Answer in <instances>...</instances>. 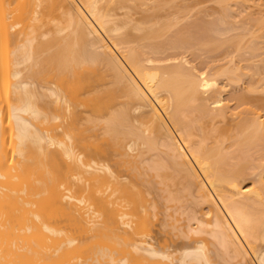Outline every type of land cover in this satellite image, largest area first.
Wrapping results in <instances>:
<instances>
[{"label":"bare ground","instance_id":"6f19581e","mask_svg":"<svg viewBox=\"0 0 264 264\" xmlns=\"http://www.w3.org/2000/svg\"><path fill=\"white\" fill-rule=\"evenodd\" d=\"M199 1L0 0V264H264V1Z\"/></svg>","mask_w":264,"mask_h":264},{"label":"rangeland","instance_id":"374dc122","mask_svg":"<svg viewBox=\"0 0 264 264\" xmlns=\"http://www.w3.org/2000/svg\"><path fill=\"white\" fill-rule=\"evenodd\" d=\"M197 1V0H196ZM199 1V0H198ZM264 1V0H263ZM199 2H201V0L199 1ZM204 2V1H203ZM202 3V2H201ZM203 5H207V7L209 6L210 8L211 7H213V8H215V7H217V4L214 2V1H212V0H210V1H207L206 0V2L203 4ZM201 6H202V4H201ZM192 56V57H191ZM193 56L194 55H189V58L191 59L192 58V60L191 61H193V59H196L195 57L193 58ZM215 56V59H217V60H219L220 59V56L219 57H217L216 56V54L214 55ZM202 58H204V56L202 57ZM201 58V59H202ZM219 58V59H218ZM222 58V57H221ZM207 61L209 60V58L207 59V58H205ZM205 59L203 60L204 62H205ZM213 59V58H212ZM196 61H197V59H196ZM213 62H214V59L212 60ZM198 62L200 63V61H199V59H198ZM211 62V59L209 60V62L208 63H210ZM212 62V63H213ZM192 63H194V64H196L197 62H195V60H194V62H192ZM206 63V62H205ZM212 63H210V65L212 64ZM197 65H198V63H197ZM200 65V64H199ZM198 65V66H199ZM201 65H202V63H201ZM206 64H204V66H205ZM201 67V66H200ZM244 84L243 83H241V86H243ZM230 89H233L232 88V86L230 87ZM263 95V94H262ZM233 103V102H232ZM262 112V111H261ZM225 122H222L221 124H224ZM147 164H144V166H146ZM145 169V168H144ZM121 170L123 171V172H128V168L126 167V166H123V167H121ZM148 173H149V175H147V177L148 178H151V176H152V172L151 171H148ZM155 180H159L158 178H155ZM147 184V183H146ZM155 184V183H154ZM148 186L150 185V184H147ZM155 187L157 186V188H158V190H154V191H152L153 193L152 194H148V199L150 200V201H154V200H160L159 201V204L160 203H162V207L159 205V207H161V208H156V212H158L157 213V215L153 218V222H155L154 223V226H153V232H152V234L155 236V237H159L158 239L159 240H161L162 242H164V241H166L167 240V238H168V240L167 241H173V242H176L177 241V243H180V242H183V241H185L186 239L183 237V235H180V230H177V229H174L169 223H171L173 220H172V218H169L168 217V213H174L176 216H178V217H180V221H178L177 222V224L178 225H184L186 222H187V213H188V211H190V210H196V211H198L199 213H200V210H201V207L200 206H197L196 205V203H194L195 201L192 199L193 197H190L189 195H188V197H187V199H186V202H185V207H179V208H177L178 206H180V202H177V203H174V202H166L165 200V196H166V192L164 191V190H162L161 188L163 187V185L162 184H160L159 182H158V184H156V185H154ZM154 188V187H153ZM165 195V196H164ZM193 200V201H192ZM183 203V202H182ZM181 203V204H182ZM184 204V203H183ZM167 206H170V207H167ZM177 209V210H176ZM177 211V212H176ZM166 214V215H165ZM158 216V217H157ZM171 221V222H170ZM166 222H168V223H166ZM174 222V221H173ZM182 222V223H181ZM161 223V224H160ZM172 227V228H171ZM169 233H170V235H169ZM171 234H172V236H171ZM176 234H177V236H176ZM170 236V237H169ZM180 236V237H179Z\"/></svg>","mask_w":264,"mask_h":264}]
</instances>
